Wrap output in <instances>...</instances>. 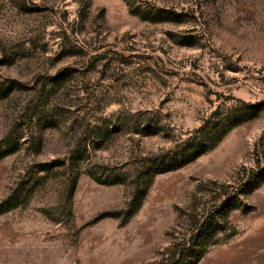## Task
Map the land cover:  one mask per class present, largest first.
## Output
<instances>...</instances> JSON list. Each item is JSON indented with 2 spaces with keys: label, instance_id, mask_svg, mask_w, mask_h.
Returning <instances> with one entry per match:
<instances>
[{
  "label": "rangeland",
  "instance_id": "1",
  "mask_svg": "<svg viewBox=\"0 0 264 264\" xmlns=\"http://www.w3.org/2000/svg\"><path fill=\"white\" fill-rule=\"evenodd\" d=\"M0 264H264V0H0Z\"/></svg>",
  "mask_w": 264,
  "mask_h": 264
},
{
  "label": "trees",
  "instance_id": "2",
  "mask_svg": "<svg viewBox=\"0 0 264 264\" xmlns=\"http://www.w3.org/2000/svg\"><path fill=\"white\" fill-rule=\"evenodd\" d=\"M218 137V141H219ZM218 141L214 142V145L210 147L213 148ZM207 151V146L204 142L200 141L199 143L191 144L189 146L184 147L182 150L175 155V159L180 160L181 164H185L187 162L193 161L197 157L201 156L203 153Z\"/></svg>",
  "mask_w": 264,
  "mask_h": 264
}]
</instances>
